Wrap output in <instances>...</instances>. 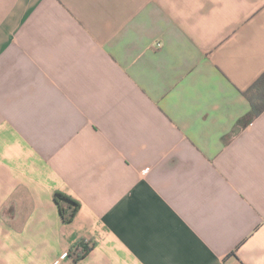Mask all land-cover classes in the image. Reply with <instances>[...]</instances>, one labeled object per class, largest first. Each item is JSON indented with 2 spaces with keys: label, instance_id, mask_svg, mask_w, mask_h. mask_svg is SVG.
<instances>
[{
  "label": "crops",
  "instance_id": "obj_1",
  "mask_svg": "<svg viewBox=\"0 0 264 264\" xmlns=\"http://www.w3.org/2000/svg\"><path fill=\"white\" fill-rule=\"evenodd\" d=\"M263 73L264 0H0V264H264Z\"/></svg>",
  "mask_w": 264,
  "mask_h": 264
},
{
  "label": "trees",
  "instance_id": "obj_2",
  "mask_svg": "<svg viewBox=\"0 0 264 264\" xmlns=\"http://www.w3.org/2000/svg\"><path fill=\"white\" fill-rule=\"evenodd\" d=\"M242 94L249 101L250 111L238 122V124L241 122L244 124H249L264 111V73L261 74L260 77L247 90L242 92ZM54 201L59 207L63 220L71 221L77 209L79 208V203L59 193L55 194ZM76 250V259L79 260L83 258L90 248L88 245L81 242L77 245Z\"/></svg>",
  "mask_w": 264,
  "mask_h": 264
}]
</instances>
